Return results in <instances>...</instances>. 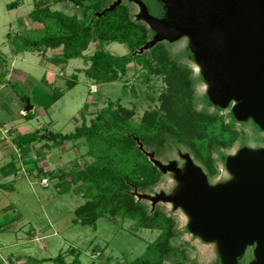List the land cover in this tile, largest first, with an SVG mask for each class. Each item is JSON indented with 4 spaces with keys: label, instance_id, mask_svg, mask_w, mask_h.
I'll return each instance as SVG.
<instances>
[{
    "label": "rangeland",
    "instance_id": "obj_1",
    "mask_svg": "<svg viewBox=\"0 0 264 264\" xmlns=\"http://www.w3.org/2000/svg\"><path fill=\"white\" fill-rule=\"evenodd\" d=\"M114 1L111 0L110 5ZM141 1L151 18L172 21L171 10L165 0ZM16 2L14 8H7L8 4ZM129 5L133 19L141 21L138 19L140 9ZM36 6L67 15L79 12L69 2L53 4L50 0H0V264H55L51 259L59 254L65 262H71L74 258L71 249L79 251L81 264H128L143 253L159 231L137 229L131 220L114 214H105L97 219L94 228L91 224H83L81 218L75 216V210L83 206L87 199L75 188L65 194L57 193V181L43 174L82 168L91 162L93 159L86 155L84 140L68 141L60 147H50L46 142L34 143L28 147L26 154L21 155L11 139L44 127L54 133H71L80 125L81 113L89 123L109 102L129 122L139 123L147 114L161 113L186 137H193L196 130L192 121L179 112L172 84L163 77H140L136 73L141 66L136 62L127 65L125 76H118L114 82L99 83L87 77L85 71L89 62L82 58L58 65L50 59L59 55L60 49L48 50L45 54L22 51L20 42L13 36L24 29L41 28V24L29 18V13ZM188 44V39L182 37L171 43L170 50L177 55ZM101 47L114 55L128 52L124 45L114 42L104 43ZM98 48V42L93 41L83 55L90 56ZM181 61L191 67L194 78L201 76L200 65L193 57L189 59L185 56ZM9 79L16 85L14 91L12 85L5 86ZM73 82L75 85L72 87ZM208 90L205 80L197 81L196 100L207 97ZM57 91H61L62 96L45 109L53 92ZM18 96H27L35 118L27 121L20 116V109L27 104ZM235 105L236 101H230L220 108V114L225 117L226 123H232L240 138L223 151L222 161L217 162V175L210 181L207 179L211 186L235 179L226 165V159L238 155L243 148L241 141L249 149H264V130L251 118L245 121L235 119L232 112ZM196 108L213 112L217 107L210 102L206 107L197 102ZM185 154L180 146L179 149L164 152L163 157L156 158L154 155L153 158L164 165L174 162L183 172ZM192 162L204 173L200 165ZM43 179L46 182H42ZM184 189L185 185L178 182L173 173L165 172L153 192L139 193L133 188L132 195L137 201L145 202L151 210L160 206L164 213L172 217L176 236L171 243L183 252L184 257V262L178 264H224L219 240H207L200 232H193L192 217L183 207L162 201L152 205L149 199H138L139 195L154 198L161 193L176 196ZM255 247V244L245 246L236 264H253ZM165 264L173 263L167 261Z\"/></svg>",
    "mask_w": 264,
    "mask_h": 264
},
{
    "label": "trees",
    "instance_id": "obj_2",
    "mask_svg": "<svg viewBox=\"0 0 264 264\" xmlns=\"http://www.w3.org/2000/svg\"><path fill=\"white\" fill-rule=\"evenodd\" d=\"M50 1L53 4L69 2L79 12L67 15L48 7H34L29 18L32 22L41 24V28L24 29L13 36L20 42L22 51L45 54L48 50L60 49V54L50 59L58 65L82 58L89 62L85 71L87 77L99 83L114 82L118 76H125L127 65L136 62L141 66L136 73L140 77H163L172 84L179 112L192 121L196 131L191 138L182 135L166 115L161 113L147 114L139 123L129 122L109 102L89 123L81 113V123L71 133H54L44 127L16 135L11 142L24 155L34 143L46 142L50 147H60L65 142L83 139L87 147L86 155L93 159L91 162L82 168L57 173L43 172L49 179L57 181V193L65 194L75 188L87 199L83 206L75 210V216L81 218L83 224H91L93 228L97 219L105 214H114L121 219L131 220L137 229L158 230V236L146 245L140 256L128 264L184 262L183 252L171 243L176 236L172 217L164 213L160 206L151 210L145 202L137 201L132 195L133 188L139 193L153 192L162 178V173L138 146L140 144L143 150L153 153L156 158L182 146L185 153L202 167L210 181L218 173L217 162L222 161L225 155L223 151L233 146L240 138V133L231 122H225L220 109L209 112L206 108H196L197 102H201L204 107L209 106V102L206 96L196 100V82L202 78H194L191 67L181 61L185 56L192 59L188 48L173 55L171 43L160 42L142 54H135L151 39L153 33L142 21L133 19L128 3L122 2L112 11L97 16L110 5L111 0ZM16 4L17 2L8 4L7 8L12 9ZM93 41L98 42L99 48L90 56H84L83 52ZM111 42L124 45L128 52L114 55L101 47L102 44ZM10 81L7 80L5 86L12 85L14 91L16 85ZM74 85L73 82L72 87ZM61 96V91L53 92L45 109ZM18 97L31 107L26 110V106H23L20 116L27 121L35 118L27 96ZM240 146L244 147L246 143L241 141ZM70 252L74 255L71 262H65L60 254L51 261L55 264H81L78 259L79 251L71 249Z\"/></svg>",
    "mask_w": 264,
    "mask_h": 264
},
{
    "label": "water",
    "instance_id": "obj_3",
    "mask_svg": "<svg viewBox=\"0 0 264 264\" xmlns=\"http://www.w3.org/2000/svg\"><path fill=\"white\" fill-rule=\"evenodd\" d=\"M131 1L140 8L138 19L153 33L135 54L187 38V48L209 85L208 101L219 109L236 101L234 118H251L264 130V0H165L171 22L151 18L140 0ZM120 4L115 0L97 16ZM144 154L162 173H173L185 189L176 196L161 193L138 199L183 207L192 217L193 232L219 240L224 264H236L249 244L256 245L253 264H264V149L243 147L236 157L227 158L235 179L218 186L208 184L187 153L183 172L174 162L164 165L153 153Z\"/></svg>",
    "mask_w": 264,
    "mask_h": 264
},
{
    "label": "flooded vegetation",
    "instance_id": "obj_4",
    "mask_svg": "<svg viewBox=\"0 0 264 264\" xmlns=\"http://www.w3.org/2000/svg\"><path fill=\"white\" fill-rule=\"evenodd\" d=\"M113 1V0H112ZM141 1V0H140ZM122 2H126V3H129V4H133L134 6H136L137 8H139V6L137 4H135L134 2H132L131 0H121V3ZM142 2V1H141ZM140 9V8H139Z\"/></svg>",
    "mask_w": 264,
    "mask_h": 264
},
{
    "label": "built area",
    "instance_id": "obj_5",
    "mask_svg": "<svg viewBox=\"0 0 264 264\" xmlns=\"http://www.w3.org/2000/svg\"><path fill=\"white\" fill-rule=\"evenodd\" d=\"M42 182H46V180L43 179Z\"/></svg>",
    "mask_w": 264,
    "mask_h": 264
},
{
    "label": "crops",
    "instance_id": "obj_6",
    "mask_svg": "<svg viewBox=\"0 0 264 264\" xmlns=\"http://www.w3.org/2000/svg\"><path fill=\"white\" fill-rule=\"evenodd\" d=\"M66 64H67V63H66ZM66 64H65V65H66Z\"/></svg>",
    "mask_w": 264,
    "mask_h": 264
}]
</instances>
